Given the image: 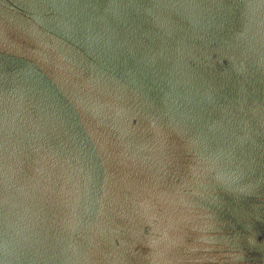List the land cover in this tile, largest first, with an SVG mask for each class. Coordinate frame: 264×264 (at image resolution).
<instances>
[{
  "label": "water",
  "instance_id": "95a60500",
  "mask_svg": "<svg viewBox=\"0 0 264 264\" xmlns=\"http://www.w3.org/2000/svg\"><path fill=\"white\" fill-rule=\"evenodd\" d=\"M0 264H264V0H0Z\"/></svg>",
  "mask_w": 264,
  "mask_h": 264
}]
</instances>
